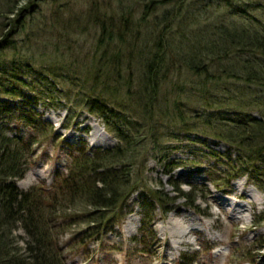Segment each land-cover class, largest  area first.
<instances>
[{"label": "rangeland", "instance_id": "1", "mask_svg": "<svg viewBox=\"0 0 264 264\" xmlns=\"http://www.w3.org/2000/svg\"><path fill=\"white\" fill-rule=\"evenodd\" d=\"M209 1L187 0L185 10L208 8ZM223 1L219 10L229 19L237 15L240 22L247 21L249 16L236 14L239 9L264 19V11L254 9L256 5H264V0ZM231 2L234 6L227 5ZM113 4L117 2L41 0L31 3L24 14L30 26L16 36L22 42H19V53L14 55L15 51L10 48L0 50V128L6 129L5 125L10 122L8 130L1 131L0 137L10 139L11 146L20 149L19 141L24 142L22 139L34 133L25 139L24 157L18 153L22 160L26 159V175L15 180L21 192L33 188L51 191L57 177L68 173L71 146L107 151L118 144L105 122L85 111L86 91H80L76 87L80 85L71 81L76 70L83 71L82 79L87 75L86 68L79 69L75 65L73 56L80 60L88 54L91 61L96 56L94 49L100 36L94 30L97 25L74 24L75 18L85 19L94 11L92 18L99 22L100 12L102 17V10L107 11ZM95 7L100 9L98 13ZM167 7L171 8L169 4ZM52 23L56 27L51 32ZM36 29L45 32L47 37L36 39L34 43L28 34L33 36L32 30ZM66 30L73 32L70 38ZM69 40L72 49H69ZM43 70L45 77L39 75ZM231 84L234 86L228 84L229 88L237 93V100L217 106L211 107L194 96L182 97L191 108L188 119H194L189 123L200 125L198 114L200 117L213 113L235 117V114L248 113L256 118L264 114V91L251 93L253 89H247L241 82ZM165 93L166 89L162 99ZM214 93L223 95L221 91ZM116 104L115 100L111 105ZM27 107L43 115H40L42 120L33 115L38 117L33 127L20 118V112ZM156 114L153 122L156 129L144 132L146 139L141 142L139 162L132 167L130 185L123 189L118 204L109 209L110 223H89L88 219L98 214L85 202L78 203L73 211L67 210L78 215L76 222H83L63 225L55 231V234L61 232L66 264H182L184 254L197 257L195 264H264V222L257 223L264 213V194L250 182L248 172L253 163L239 153L229 152L225 143L214 144L206 135L197 133L200 130L188 132L184 123ZM45 121L51 125V130L45 128V132H38ZM80 142L85 145L79 146ZM211 149L222 154L220 161L208 160L205 153L209 154ZM183 160L187 163L178 165ZM194 161L203 165H193ZM210 172L213 177L208 175ZM149 191L156 192L159 203L157 201L146 221L150 229L141 232L142 196L150 195ZM4 229V244H9L11 254L26 255L25 247L30 239L25 230L13 228L12 232L10 224ZM89 229L100 234L89 236ZM80 238L83 239L79 242Z\"/></svg>", "mask_w": 264, "mask_h": 264}, {"label": "trees", "instance_id": "2", "mask_svg": "<svg viewBox=\"0 0 264 264\" xmlns=\"http://www.w3.org/2000/svg\"><path fill=\"white\" fill-rule=\"evenodd\" d=\"M36 1L41 0H0V50L10 48L15 51L14 55L19 53V42H22L16 36L29 28L31 22L24 14ZM110 1L117 4L107 11L102 10L99 22L92 18L94 11L85 19L75 18L74 24L97 25L94 30L100 36L94 49L96 56L91 61H88V54L80 60L73 56L75 65L79 69L86 68L87 75L82 79L83 71L79 73L75 69L71 81L80 85L76 86L80 91H86L85 111L102 119L118 144L107 151L91 150L86 146L80 150L76 145L71 146L72 162L68 173L57 177L51 191L33 188L21 192L15 180L26 175V159L22 160L21 156L26 154L25 139L34 133L24 139L16 136L24 141H19L20 149L12 147L10 139L0 137V264H66L61 232L55 234V231L63 225L83 222H76L78 215L68 212L80 202L92 205L97 211L98 215L90 217L89 223H110L109 209L118 204L123 189L130 185L132 167L139 162L141 142L146 139L144 132L156 129L153 124L156 113L164 118L171 116L172 120H177L173 121L175 123H184L188 132L200 130L197 133L206 135L214 144L225 143L229 152L249 158L253 163L248 172L250 182L264 194V114L257 118L248 113L235 114V117L216 113L200 117L198 114L200 125H191L189 122L194 121L188 119L191 108L182 98L194 96L211 107L235 101L237 93L234 94L228 85L234 81L253 89L251 93L263 92L264 19L241 9L236 14L249 16L247 21L240 22L237 15L229 19L219 10L223 0H210L208 8L196 11L185 10L187 0ZM167 4L171 8H165ZM227 5L234 6L233 2ZM95 8L98 13L100 9ZM254 9L264 11V5H256ZM212 10L217 14L208 13ZM54 27L52 23L49 31H54ZM68 30L67 38H70L73 32ZM32 31L33 36L28 34V38L34 43L36 39L47 37L42 30ZM68 45L72 49L70 40ZM43 71L38 74L45 77L46 71ZM164 89L166 93L162 99ZM215 91H221L222 97ZM115 100L117 106L111 105ZM27 109L20 112V118L33 127L38 118L34 116L43 115ZM18 111L15 109L16 113ZM9 124L5 125L6 129L0 128V135L1 131L8 130ZM40 125L38 132H45V128L51 130L47 121ZM12 141L17 140L12 138ZM205 155L210 161H220L222 157L213 149ZM186 163L183 160L178 165ZM200 164L203 165L198 161L193 163ZM208 175L213 177L211 172ZM149 193L142 196L141 232L150 229L146 221L157 201L159 203L156 192ZM259 217L257 223L264 222V213ZM7 224L11 225L12 232L13 228H22L28 234L27 256L12 255L9 244H4ZM97 234L100 231L89 229V236ZM181 260L182 264H195L197 257L184 254Z\"/></svg>", "mask_w": 264, "mask_h": 264}, {"label": "bare ground", "instance_id": "3", "mask_svg": "<svg viewBox=\"0 0 264 264\" xmlns=\"http://www.w3.org/2000/svg\"><path fill=\"white\" fill-rule=\"evenodd\" d=\"M180 231V230H179ZM177 232V231H176Z\"/></svg>", "mask_w": 264, "mask_h": 264}]
</instances>
